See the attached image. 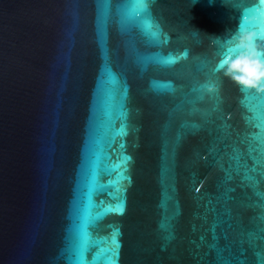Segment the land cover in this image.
<instances>
[{"label":"water","instance_id":"1","mask_svg":"<svg viewBox=\"0 0 264 264\" xmlns=\"http://www.w3.org/2000/svg\"><path fill=\"white\" fill-rule=\"evenodd\" d=\"M146 3L109 0L104 17L103 0H0V264H69L85 221L86 264H106L93 257L114 228L118 264H214L212 243L254 258L262 221L243 169L264 92L214 68L241 23L264 47V20L245 14L264 5ZM119 199L123 212L96 215Z\"/></svg>","mask_w":264,"mask_h":264},{"label":"snow or ice","instance_id":"2","mask_svg":"<svg viewBox=\"0 0 264 264\" xmlns=\"http://www.w3.org/2000/svg\"><path fill=\"white\" fill-rule=\"evenodd\" d=\"M259 3L261 5H264V0H259ZM140 6L146 8L147 7L146 0H140ZM101 7H102L101 15L106 17L109 7V0H103V4ZM250 12H255L256 14L259 15V19L264 20V9H261L257 6H253L252 9L246 10L245 14L246 15L250 14ZM117 13L120 15L122 23L132 18L127 13L124 4L117 5ZM246 27H253V25H249L246 22L240 24V29H244ZM149 34L153 37L154 40H157L159 35L156 32H150ZM172 59H173L172 57H168L167 59L161 58L158 62L168 63ZM105 71L109 73L110 77H113V74L110 72L109 69L105 68ZM214 89L215 87L209 91H213ZM240 91L247 92L248 90L240 89ZM258 127L264 128V124L258 125ZM124 130H125V125L121 124V127L118 130L117 134H122ZM254 138L255 140L259 141V143L256 144L250 143L248 150L249 157L250 159H252L253 164L250 168L245 164L243 169L244 179L250 182L249 186L253 188V190H255L257 197H259V199H257L254 203L259 209L258 214L260 220L262 221V226H260L258 230H252L247 233L249 248L252 249V255L254 258L242 259V257L244 256V252L246 251L243 248L238 249L236 253H230L229 256L226 257L224 255L225 250L223 248L217 247L215 243H212L209 245V248L215 249L216 252V260L214 264H264V255H262V252L256 251L257 248H264V244L256 243V241L264 242V192H261L257 188V186L261 183V181H264V135H262L261 133H256L254 134ZM121 147H123L122 144ZM128 159H130V157L122 156L117 166L119 167V165L125 164V162ZM230 159L236 161L237 167H239L240 165L239 154L231 155ZM225 172H226V179L230 180L232 178L231 171L226 169ZM231 190L232 189H228V191ZM123 210H124L123 199H119L114 206L110 204L104 207L100 212H97L96 215L101 216L108 212L121 213L123 212ZM89 227H90V223L88 221H85L79 225L77 231V242L73 245L70 251L69 264H86L85 253L88 248ZM212 231L215 232V227H213ZM118 233L119 230L114 228L112 234L106 238V246L102 248L99 253L94 255L93 257L94 260L98 259L100 256H103L106 264H118V255H119V247H120V242L117 238ZM201 239H203V237H201ZM216 239L217 237L213 235V240L215 241Z\"/></svg>","mask_w":264,"mask_h":264},{"label":"clouds","instance_id":"3","mask_svg":"<svg viewBox=\"0 0 264 264\" xmlns=\"http://www.w3.org/2000/svg\"><path fill=\"white\" fill-rule=\"evenodd\" d=\"M258 35L246 28L239 29L232 38L231 50L221 55L214 71L222 72L242 90L264 92V47L256 43ZM214 87L208 85L209 90Z\"/></svg>","mask_w":264,"mask_h":264}]
</instances>
